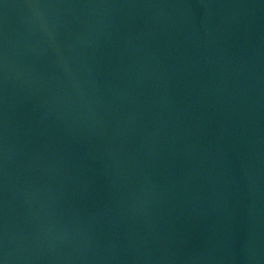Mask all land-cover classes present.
Returning a JSON list of instances; mask_svg holds the SVG:
<instances>
[{
  "label": "water",
  "instance_id": "1",
  "mask_svg": "<svg viewBox=\"0 0 264 264\" xmlns=\"http://www.w3.org/2000/svg\"><path fill=\"white\" fill-rule=\"evenodd\" d=\"M0 264H264V0H0Z\"/></svg>",
  "mask_w": 264,
  "mask_h": 264
}]
</instances>
